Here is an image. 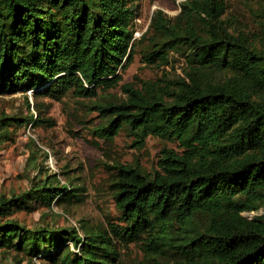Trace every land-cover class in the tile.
Returning <instances> with one entry per match:
<instances>
[{"label":"trees","instance_id":"obj_1","mask_svg":"<svg viewBox=\"0 0 264 264\" xmlns=\"http://www.w3.org/2000/svg\"><path fill=\"white\" fill-rule=\"evenodd\" d=\"M129 2L0 0V94L32 90L59 100L68 91L90 97L118 85L134 50ZM224 11L222 0H183L173 23L157 11L151 26L163 42L144 60L164 61L165 49L178 48L183 76L140 89L122 83L124 100L93 106L106 121L94 129L99 137L111 139L126 126L138 147L152 135L182 149L162 148L151 176L116 165L122 224L79 234L1 218L32 199L49 205L56 193L60 202L73 195L48 174L27 192L0 199V247L41 249L58 264H122L116 242L142 241L151 255H174L153 264H264V216L242 214L264 198V48L230 30ZM33 121L45 120L36 114ZM2 134L0 126V140ZM198 213L207 217L201 229L192 226Z\"/></svg>","mask_w":264,"mask_h":264},{"label":"rangeland","instance_id":"obj_2","mask_svg":"<svg viewBox=\"0 0 264 264\" xmlns=\"http://www.w3.org/2000/svg\"><path fill=\"white\" fill-rule=\"evenodd\" d=\"M222 1L225 8L222 19L230 30L243 32L255 47L264 48V0ZM182 2L130 0L133 14L128 26L134 50L130 62L124 69H119L118 85L97 88L96 95L90 97H79L68 91L59 100L35 95L32 90L0 94V126L3 131L0 140V199L27 192L48 174L56 175L57 186L65 184L73 188V195L67 194L63 202L59 201L58 193L49 205L32 199L26 208L11 209L2 219L16 220L28 228H74L79 234L82 228L102 227L110 232L111 224H122L115 201L116 165L129 164L143 175L151 176L157 169L162 148L182 149L173 139L152 135L138 147L126 126L111 139L99 137L94 129L106 121L93 106L99 102L119 103L124 100L126 95L120 89L122 83L140 89L143 82L183 76L185 60L178 48L165 49L164 61L148 63L144 60L145 55L163 42V37L151 26L154 15L161 11L171 23L177 22ZM36 114L45 121L34 123ZM11 118H23L24 121L18 124L10 122ZM242 214L247 218L264 216V198L256 210ZM206 220L204 214L194 215L193 228H203ZM67 243L70 250L77 251L78 245L74 246L71 241ZM116 245L122 264H153L174 258L167 250L158 255L145 252L142 241H117ZM0 264L58 263L49 260L41 249L31 254L9 245L0 247Z\"/></svg>","mask_w":264,"mask_h":264}]
</instances>
